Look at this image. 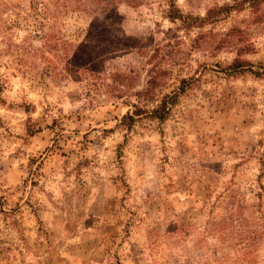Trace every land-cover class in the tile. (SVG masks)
<instances>
[{
  "label": "rangeland",
  "instance_id": "374dc122",
  "mask_svg": "<svg viewBox=\"0 0 264 264\" xmlns=\"http://www.w3.org/2000/svg\"><path fill=\"white\" fill-rule=\"evenodd\" d=\"M0 264H264V0H0Z\"/></svg>",
  "mask_w": 264,
  "mask_h": 264
},
{
  "label": "trees",
  "instance_id": "16d2710c",
  "mask_svg": "<svg viewBox=\"0 0 264 264\" xmlns=\"http://www.w3.org/2000/svg\"><path fill=\"white\" fill-rule=\"evenodd\" d=\"M240 62H241V61H240ZM126 117L133 119L131 115H127Z\"/></svg>",
  "mask_w": 264,
  "mask_h": 264
}]
</instances>
